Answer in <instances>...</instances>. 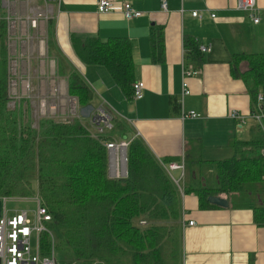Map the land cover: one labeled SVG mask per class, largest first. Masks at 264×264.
<instances>
[{
	"label": "trees",
	"instance_id": "trees-1",
	"mask_svg": "<svg viewBox=\"0 0 264 264\" xmlns=\"http://www.w3.org/2000/svg\"><path fill=\"white\" fill-rule=\"evenodd\" d=\"M0 0V201L3 198L38 194L52 216L49 229L58 228L62 243L75 264H181L180 192L162 164L179 162L176 158L158 160L140 137H133L126 152V176L108 175L105 142L125 138L131 132L120 116L112 119L111 129L103 134L91 131L82 116L67 122L41 118L33 127L23 102L9 108V30ZM49 22V28H52ZM48 51H54L51 29ZM78 60L85 66L105 69L123 97L133 100L134 65L127 39L101 41L97 37L81 39L71 35ZM184 62L201 60L194 39L184 41ZM152 55L160 57L161 35L151 37ZM58 53V54H57ZM57 54V55H55ZM57 77L66 80L67 93L86 109L95 98L85 79L71 66L66 68L56 52ZM231 74L246 86L252 114L261 112L257 100L264 85V54H240L232 57ZM247 69L238 72L240 63ZM194 68V67H193ZM198 65L195 70H198ZM169 106L179 114L175 99ZM84 117V116H83ZM89 119V117H86ZM93 129V128H92ZM234 156L206 162L201 159L200 141L184 147L183 193L197 198L198 208L215 206L211 196L229 197L264 182V138L232 141ZM212 168L215 185L194 183L201 179L204 164ZM253 222L264 226V206L253 207ZM145 221V225H140ZM43 254H49L50 239L41 235Z\"/></svg>",
	"mask_w": 264,
	"mask_h": 264
},
{
	"label": "crops",
	"instance_id": "crops-1",
	"mask_svg": "<svg viewBox=\"0 0 264 264\" xmlns=\"http://www.w3.org/2000/svg\"><path fill=\"white\" fill-rule=\"evenodd\" d=\"M96 1L60 0L59 5L53 6L52 18L45 21L44 29L47 38L51 29L54 51L47 49V53L56 58L58 53H55L59 52L62 64L75 68L111 104L108 106L131 128L125 138L140 137L158 160L179 161L183 159L187 142L199 140L204 163L232 158V141L264 138V85L258 93L263 98L259 102V125L251 118V99L245 84L231 74L234 55L264 54V0H256L258 24L237 10V0H166L165 10L161 8V0H129L142 13L129 21L118 12L97 13ZM29 7L46 10L36 0L8 10L2 6L6 17H16L18 9L24 14ZM195 11L201 15L200 19L191 16ZM158 34L162 38V51L160 57H153L151 37ZM71 35L81 39L97 37L101 41L127 39L131 45L134 83H144L143 98L127 101L104 68L83 65L73 51ZM185 39H194L199 47L208 48L207 52H200L201 60L196 65L188 64L193 69L198 65L195 76L185 77ZM246 69V63L242 62L237 71ZM184 82L189 89L185 96L182 95ZM172 99L179 105L182 102L177 115L169 106ZM97 102V106L86 108L85 113H93L100 107V101ZM181 111H194L199 118L183 120ZM232 111L243 120L229 118ZM208 164L198 174L201 179L194 183L215 185ZM172 175L182 185L181 264H264V226L253 222L252 212L253 207L264 206V182L229 197L219 196L227 201L226 207L214 205L200 210L197 198L183 193L187 178L181 177L179 171ZM183 221H193L194 225L182 228Z\"/></svg>",
	"mask_w": 264,
	"mask_h": 264
},
{
	"label": "built area",
	"instance_id": "built-area-1",
	"mask_svg": "<svg viewBox=\"0 0 264 264\" xmlns=\"http://www.w3.org/2000/svg\"><path fill=\"white\" fill-rule=\"evenodd\" d=\"M32 0H3L2 6L8 10L10 7H17L18 5H27ZM42 2L46 10L43 11L38 7L28 8L27 11L22 14V11L18 9L17 14L10 17L7 15L6 20L8 23L9 35L12 31L16 32L17 28L21 27V34H24V29L30 31L33 34H37L38 38H41L39 42V52L43 55L42 46H47V36L45 31V21L52 18L53 6L59 5L60 0H36ZM167 7L166 0H161V8L165 10ZM236 8L240 12L247 14L249 20L253 24L259 23V17L257 15L256 0H237ZM96 11L99 14H105L110 12H118L122 18L126 21L136 19L142 16V13L135 10L129 0L121 3H115L111 0H97ZM191 16L194 18H201L198 12H192ZM211 15V18H214ZM201 53L208 51L207 47H199ZM55 66V60L51 59L50 64ZM43 65L45 63L43 62ZM185 77L195 76L198 74V70L187 66L184 70ZM133 100L138 101L143 98L144 83L135 82L132 85ZM182 95H188L189 89L187 83H183ZM262 96L258 95V102L262 101ZM182 102H180V105ZM99 108L98 113L93 112L90 117V125H92L93 132L96 134H103L106 129H111V120L117 116V114L108 106L104 107V111ZM108 114V115H107ZM181 117L185 119H197L199 114L194 111L185 113L181 111ZM229 118L233 120H243V118L232 111ZM251 118L261 125V115L252 114ZM89 120V119H88ZM261 127V126H260ZM131 139L127 138H115L112 141L105 142L104 146L107 150L108 157V175L110 178L119 179L126 176V152ZM264 156V149L261 151ZM164 170L177 186L179 192L182 193V185L180 180H176L172 173L179 171L181 177L184 175V162L183 159L179 162H169L162 164ZM9 199H17L22 201H34L36 208L32 211L19 210L12 214H8L5 203ZM2 211L0 215V264H57L55 260V238L52 234V229H49L48 224L52 223V216L49 214L46 207L42 204L38 194L34 197H19V198H3ZM140 225H145V221H140ZM193 221H183L182 228L186 226H193ZM47 234L49 243V254H43V247L41 243V235ZM32 236L34 237V243H31Z\"/></svg>",
	"mask_w": 264,
	"mask_h": 264
},
{
	"label": "rangeland",
	"instance_id": "rangeland-1",
	"mask_svg": "<svg viewBox=\"0 0 264 264\" xmlns=\"http://www.w3.org/2000/svg\"><path fill=\"white\" fill-rule=\"evenodd\" d=\"M9 13L13 14L12 11H9ZM9 37V108L13 109L23 102V108L31 119L33 127L37 126V122L41 118H52L57 122H67L80 116H85L82 117V122L90 126L92 111H90L91 113L88 112L89 114L85 113L87 110L79 109L76 99L68 95L66 80L57 77L56 65L50 64L51 59L55 58L47 53L48 45L43 44V55H40L39 42L41 38L26 29H24V34H21L20 26L16 32L12 31ZM43 62L45 65H43ZM92 89L96 100L92 101L88 107L97 106V100H99L100 107L93 112L98 113L99 108H103L101 110L104 111V107H108L110 103L94 87ZM87 114L89 120L86 118ZM111 123L113 124V120H111ZM91 131H93L92 128ZM225 153L227 152H224V155ZM5 207L8 214H12L19 210L32 211L36 208V204L34 201L9 199L6 201ZM52 234L55 238V260L57 264H75L72 253L65 249L62 243L61 231L54 227ZM31 243H34L33 236Z\"/></svg>",
	"mask_w": 264,
	"mask_h": 264
},
{
	"label": "water",
	"instance_id": "water-1",
	"mask_svg": "<svg viewBox=\"0 0 264 264\" xmlns=\"http://www.w3.org/2000/svg\"><path fill=\"white\" fill-rule=\"evenodd\" d=\"M208 202L212 205L219 206V207H226L227 201L225 199L220 198L219 196H211L208 198ZM2 201H0V215L2 211Z\"/></svg>",
	"mask_w": 264,
	"mask_h": 264
}]
</instances>
